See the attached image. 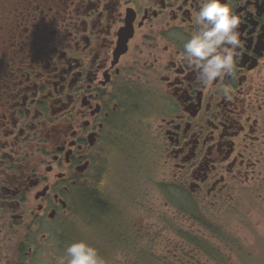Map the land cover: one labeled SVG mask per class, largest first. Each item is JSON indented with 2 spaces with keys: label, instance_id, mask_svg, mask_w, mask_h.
I'll list each match as a JSON object with an SVG mask.
<instances>
[{
  "label": "flooded vegetation",
  "instance_id": "1",
  "mask_svg": "<svg viewBox=\"0 0 264 264\" xmlns=\"http://www.w3.org/2000/svg\"><path fill=\"white\" fill-rule=\"evenodd\" d=\"M228 2L243 46L232 76L202 86L178 58L199 0H0V264H67L74 191L126 117L152 135L164 182L154 222L126 213L153 244L137 264H196L190 236L211 230L190 213L211 222L264 200V0Z\"/></svg>",
  "mask_w": 264,
  "mask_h": 264
},
{
  "label": "bare ground",
  "instance_id": "2",
  "mask_svg": "<svg viewBox=\"0 0 264 264\" xmlns=\"http://www.w3.org/2000/svg\"><path fill=\"white\" fill-rule=\"evenodd\" d=\"M140 127L143 128V125ZM138 133L140 131L131 126L129 117H126V120L121 123L119 131L109 140L105 154L106 159L108 161L113 159L115 151L118 152L116 148L119 149L124 144L123 140L129 141ZM153 150L155 149L153 148ZM101 167L103 168L98 172L97 177L93 178L87 189L78 188L74 191L76 199L71 221L61 227L57 238L59 253L67 259L66 247L74 241H85L98 250L105 264L115 262L119 251L123 255V259L117 264H137L132 260L133 258L153 263L155 260L151 253L153 244H145L143 239L132 235L126 227V213L130 211L134 203L137 189L145 184L149 174L145 173L137 178L134 191L127 193L121 191L114 194V188L117 187L116 179L110 181L111 169L106 164L100 166L98 170ZM202 216L198 217L190 213V219L199 224L203 230H212L213 226L207 216ZM58 230L59 228H57ZM190 237L192 240L198 239L197 234ZM227 238L224 235L221 239L227 240ZM206 258L210 259L208 255ZM239 258L247 264H264L259 258L249 253H242Z\"/></svg>",
  "mask_w": 264,
  "mask_h": 264
},
{
  "label": "clouds",
  "instance_id": "3",
  "mask_svg": "<svg viewBox=\"0 0 264 264\" xmlns=\"http://www.w3.org/2000/svg\"><path fill=\"white\" fill-rule=\"evenodd\" d=\"M195 31L183 42L179 60L193 68L202 86L211 85L224 76H232L238 49L242 48L239 26L241 18L228 0H199L194 14ZM231 99V88L222 87ZM67 264H105L98 250L85 241H74L66 249Z\"/></svg>",
  "mask_w": 264,
  "mask_h": 264
},
{
  "label": "rangeland",
  "instance_id": "4",
  "mask_svg": "<svg viewBox=\"0 0 264 264\" xmlns=\"http://www.w3.org/2000/svg\"><path fill=\"white\" fill-rule=\"evenodd\" d=\"M123 141L124 144L119 149L116 148L118 152L115 151L114 158L110 160L111 162L108 160L105 162L111 169L110 181L116 179L117 182L114 194L121 191L126 193L134 191V184H137V178L148 173V179L140 189L138 196L134 199L130 211L144 212L147 215L146 221L154 222L156 218L149 215L146 206L149 203V197L157 196L163 192L164 182L161 180V174L157 172L156 165L153 170L150 169L153 160H156L150 147L152 135L148 133L144 137L142 134H138L129 141L127 139ZM255 201V197H250L245 202V205L237 208L231 214L222 216L221 220L243 246L244 251L259 258L264 263V200ZM159 210L164 212L167 208L161 207ZM162 214L164 215L165 213ZM172 237L174 238L173 235ZM226 253L231 255L230 264H240V262L247 264L237 254L233 252ZM195 260L196 264H213L210 259L199 254H196Z\"/></svg>",
  "mask_w": 264,
  "mask_h": 264
},
{
  "label": "trees",
  "instance_id": "5",
  "mask_svg": "<svg viewBox=\"0 0 264 264\" xmlns=\"http://www.w3.org/2000/svg\"><path fill=\"white\" fill-rule=\"evenodd\" d=\"M142 187L143 185L137 189L136 194L139 193ZM211 224L213 226L211 232L199 234L197 240H192L199 255L205 257L208 255L213 264H230L229 257L231 258V255L226 252H233L238 256L242 253H248L244 251L243 246L233 236V233L222 228L225 224L221 218L212 219ZM224 235L228 237L227 240L221 239ZM240 264L242 263L240 262Z\"/></svg>",
  "mask_w": 264,
  "mask_h": 264
}]
</instances>
